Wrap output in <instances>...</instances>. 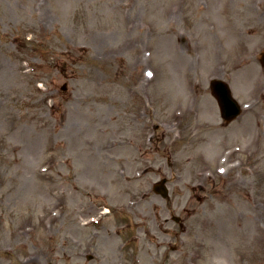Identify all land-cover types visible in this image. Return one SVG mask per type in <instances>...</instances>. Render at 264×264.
Returning <instances> with one entry per match:
<instances>
[{"label": "rangeland", "instance_id": "374dc122", "mask_svg": "<svg viewBox=\"0 0 264 264\" xmlns=\"http://www.w3.org/2000/svg\"><path fill=\"white\" fill-rule=\"evenodd\" d=\"M262 51L264 0H0V264H264Z\"/></svg>", "mask_w": 264, "mask_h": 264}]
</instances>
